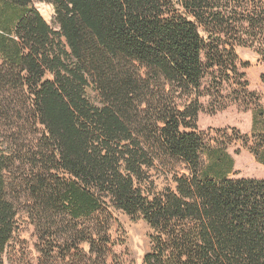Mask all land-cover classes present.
Segmentation results:
<instances>
[{
	"label": "trees",
	"instance_id": "trees-1",
	"mask_svg": "<svg viewBox=\"0 0 264 264\" xmlns=\"http://www.w3.org/2000/svg\"><path fill=\"white\" fill-rule=\"evenodd\" d=\"M48 1L51 22L0 0V264H128L116 211L150 226L143 264H264V177L227 174L199 126L246 76L237 48L264 61V0ZM229 130L264 164V106ZM26 226L37 256L18 259Z\"/></svg>",
	"mask_w": 264,
	"mask_h": 264
},
{
	"label": "rangeland",
	"instance_id": "rangeland-1",
	"mask_svg": "<svg viewBox=\"0 0 264 264\" xmlns=\"http://www.w3.org/2000/svg\"><path fill=\"white\" fill-rule=\"evenodd\" d=\"M34 4L51 22L54 15L53 5L48 0H34ZM237 53L239 71L244 72L246 76L240 77L232 73V79L223 82L221 91L224 98H221L220 102L227 104L225 109L213 114L211 110L217 103V99L210 96H204L201 99L204 109L199 116V126L207 133L211 148L220 147V150L233 157V166L224 167L227 174L232 177H264V164L250 151V148L257 144L254 138L246 143L245 139L238 138L233 131H217V129L236 127L242 134L252 135L253 111L259 110L260 105L264 106V61L262 57L254 49L248 47H238ZM243 81H248L249 85H244ZM217 85L213 82L211 75L203 81V86L211 87V91H214ZM211 161L210 156L205 154L204 165L207 168L210 167V173L215 175V168L213 169L209 164ZM165 181L163 176L160 177L157 180L159 187H163ZM34 232L32 226H26L17 235L13 247L18 251L14 254L18 259L21 253L23 255V251L28 256H37L35 250L37 239ZM150 233L151 228L143 219H134L123 211L115 212L112 234L123 243L118 246V250L128 260V264H143L144 255L151 248ZM13 247L9 250L12 251ZM4 263L17 264L10 253L6 255Z\"/></svg>",
	"mask_w": 264,
	"mask_h": 264
}]
</instances>
